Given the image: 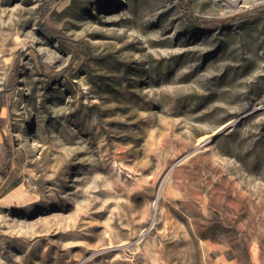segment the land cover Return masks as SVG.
<instances>
[{
	"label": "rangeland",
	"instance_id": "374dc122",
	"mask_svg": "<svg viewBox=\"0 0 264 264\" xmlns=\"http://www.w3.org/2000/svg\"><path fill=\"white\" fill-rule=\"evenodd\" d=\"M0 264H264V0H0Z\"/></svg>",
	"mask_w": 264,
	"mask_h": 264
},
{
	"label": "trees",
	"instance_id": "16d2710c",
	"mask_svg": "<svg viewBox=\"0 0 264 264\" xmlns=\"http://www.w3.org/2000/svg\"><path fill=\"white\" fill-rule=\"evenodd\" d=\"M79 1H85V2H92V1H95V0H79ZM46 3V1L44 2ZM185 8L188 10V13L191 14V11H190V8L188 7V5L184 4ZM45 7V6H44ZM45 14V12H44ZM43 16V15H42ZM248 17V16H247ZM243 18L242 17H236L234 18L233 20H231L228 24H231L233 22H236V21H239V20H242ZM193 21L196 22V24L201 27V28H210V27H214V24L211 23V22H208V21H200L199 19L197 18H194L193 17ZM224 24H220V25H217L218 27L220 26H223ZM226 25V24H225ZM40 29L41 31L48 37H57V34L55 31H52L51 29H48L45 25H41L40 26Z\"/></svg>",
	"mask_w": 264,
	"mask_h": 264
}]
</instances>
